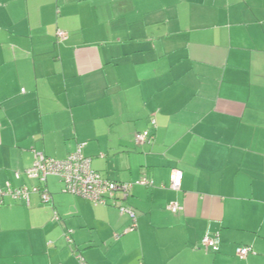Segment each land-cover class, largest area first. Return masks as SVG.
I'll list each match as a JSON object with an SVG mask.
<instances>
[{
	"label": "crops",
	"instance_id": "obj_1",
	"mask_svg": "<svg viewBox=\"0 0 264 264\" xmlns=\"http://www.w3.org/2000/svg\"><path fill=\"white\" fill-rule=\"evenodd\" d=\"M79 143L106 178L152 179L136 228L48 176L52 203L0 206V264H264V0H0V186Z\"/></svg>",
	"mask_w": 264,
	"mask_h": 264
},
{
	"label": "built area",
	"instance_id": "obj_2",
	"mask_svg": "<svg viewBox=\"0 0 264 264\" xmlns=\"http://www.w3.org/2000/svg\"><path fill=\"white\" fill-rule=\"evenodd\" d=\"M56 35L59 39L66 37V33L59 29ZM149 124L148 128L134 134L136 144L153 140L154 130L156 129L155 119L151 118ZM83 146L84 143H79L75 150L63 159H56L46 156L42 152H35L33 163L24 170V174L30 179L37 180L38 183L31 186L20 185L15 187L6 183L0 186V206L5 203L6 198L28 204L32 193H37L42 203H52V196L45 183L48 176H55L62 183L63 192L87 198L95 205H111L120 214L129 217L130 225L122 233L115 234L116 238H119L123 233L133 231L137 226L136 213L126 204V200L134 185L153 186L152 179L145 174H142L133 182L114 181L106 178L92 169L91 159L82 152ZM182 176L183 173L180 169H172L169 175V187L174 190L180 189ZM167 208L176 214L180 206L177 202H171ZM54 218L59 219L57 213L54 214ZM65 239L69 244L72 243L69 231L65 233ZM200 244L205 250L218 251L219 249L217 236L212 237L205 234L201 238ZM251 251V247L248 246H239L235 250L236 255L240 258L246 257ZM75 257L78 264H88L80 253H76Z\"/></svg>",
	"mask_w": 264,
	"mask_h": 264
}]
</instances>
